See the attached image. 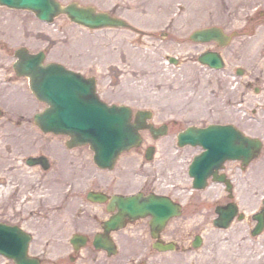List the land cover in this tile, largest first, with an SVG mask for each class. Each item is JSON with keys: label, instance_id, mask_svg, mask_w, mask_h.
<instances>
[{"label": "rangeland", "instance_id": "rangeland-1", "mask_svg": "<svg viewBox=\"0 0 264 264\" xmlns=\"http://www.w3.org/2000/svg\"><path fill=\"white\" fill-rule=\"evenodd\" d=\"M61 1L67 3L72 0ZM77 1L93 4L98 9L126 18L134 28L89 29L71 21L66 15L58 16L53 24L47 25L29 10H11L14 17L25 24L26 46L31 51L46 50L47 60L60 61L86 75L95 76L98 93L108 102L130 100L135 101L138 107L160 106L169 114L184 119L176 129L193 123L232 122L264 141V86L241 87L237 83L240 77H236L235 72L238 64L244 67L246 73L254 70L264 74V21H256V11L264 8V0H242L241 3L240 0H213L208 6L199 5L200 8L193 12L189 11L191 3L188 0ZM191 14L193 16L189 17ZM211 24H222L232 33L242 32L223 49L229 59V80L225 79L222 71H208L199 64L184 65L190 70L184 74L178 71L176 65H167L165 58L168 55L185 57L188 53L201 50L203 46L195 45L189 35L195 29ZM198 68L204 71H198ZM24 81L31 95L28 78H24ZM136 89L141 90L139 93L147 90L148 100H141ZM29 106L33 113L43 109L45 103L33 98ZM51 137L54 136L40 134V142L48 151ZM174 137L169 132L159 140L161 149L150 163L160 161L165 153L168 166L165 177L170 183H176L178 191L183 194V214L173 219L169 227L170 230L178 228L180 234L175 235L174 231L167 234L170 238H180L181 248L160 253L149 249L147 252L136 248L128 250V246H122L119 254L110 258L109 264H264L259 260L261 254L254 253L259 247H264V231L257 236L250 233L253 226L251 216L263 206L264 147L246 171L241 170L238 161L227 163L228 169L233 168L229 172L235 182V200L246 217L244 220L236 219L229 228L224 229L215 227L212 222L217 201L227 200L223 185L210 182L207 188L192 194L187 164L199 147L187 146L182 149L188 153V158L182 162L183 167L177 166L176 147L170 145ZM79 155L84 159L89 157V165L92 163L93 153L89 147H81ZM126 158L127 155H123L120 164ZM176 166L177 169L174 168ZM13 167L17 169L16 172ZM0 170L6 177L0 183V200H6L8 191L15 188L17 181L22 182L21 178L27 181L37 178L34 169L26 166L17 152L3 151L0 154ZM140 170L143 169L138 168L136 181L144 174ZM148 173L153 171L148 170ZM40 216V220L46 222L47 236L43 237L49 238L55 245L46 255L57 257L62 252L67 253V240L73 227L68 223L66 209L62 207L61 210ZM197 233L202 235L203 241L198 248H194L191 240ZM84 253L91 258L102 257V253L95 250ZM5 261L0 255V264H6ZM44 264L50 263L46 261Z\"/></svg>", "mask_w": 264, "mask_h": 264}, {"label": "flooded vegetation", "instance_id": "flooded-vegetation-1", "mask_svg": "<svg viewBox=\"0 0 264 264\" xmlns=\"http://www.w3.org/2000/svg\"><path fill=\"white\" fill-rule=\"evenodd\" d=\"M8 15V9L0 7V154L3 151L6 153L17 152L22 156V162L34 169L33 173L37 178L32 181L21 178L22 182L17 181L19 187L9 190L6 200H0V221L17 225L31 235L29 254L38 258L41 264L46 261L50 264H109L110 256L107 253L102 254L101 258H91L84 253L92 250L100 252L95 248L93 242L97 234L104 237L110 235L118 248L128 246V250L136 248L146 252L148 249L149 251L153 250V244L156 241L152 238L153 230L158 232L159 240L167 239V234H171L173 231L175 235H179L178 228L170 230L169 222L164 227L159 225L153 227L152 217L148 216V212L145 216L130 217L123 211L118 201L112 202V198L114 196L126 198L141 194L147 204L149 195L170 196L175 201H179V195H183L182 192L178 191L176 183H170L168 177H165L166 169H168L165 153L160 161L154 162L156 163L155 167L160 165V168L152 169L153 173H148V157L151 156V162H153L157 152L161 149L158 143L163 136H159V130L165 127L167 133L177 134L182 128L176 129L175 127L184 119L176 114H169L160 106L138 107L135 101H113L117 104H126L131 109L130 118L133 123L138 121V110L145 109L146 112H150V117H147L143 122L153 129L143 130L141 145L129 150L127 154H122L115 167L108 171L93 166L92 170H89L91 165H89V157L81 158L79 155L81 147L69 148L67 141L70 137L65 134H52L54 137H51V148L49 151L46 150L44 144L40 142V134L43 136L47 134L40 131L35 125V111L32 113L29 106L31 95L25 87L24 77L18 75L13 67L15 50L23 45V32L18 28L14 29L15 21L9 20ZM257 21H264V9L258 11ZM195 45L202 46L203 44L195 43ZM204 51L220 52L223 55L224 64L229 63L222 47L216 42L205 45L197 53H188L185 57L177 55L168 61L175 62L178 65V71L183 74L190 71L184 65L190 66L192 63L201 65L205 70L215 72V69L199 61V56ZM226 70L227 73L223 71V75L229 78L230 71L227 68ZM198 71L203 72L204 69L198 68ZM236 71H238V67ZM240 85L241 87H262L264 86V74L252 70L241 77ZM173 144L172 141L171 147ZM73 150L78 151L75 153ZM178 151L181 152L180 149ZM187 154L183 151L180 153V156L176 158L177 166H184L182 162L187 161ZM123 155H127V158L120 164ZM41 156L48 157V160L45 159L49 163L48 168L44 163L38 162L33 165L28 163L31 158ZM177 166L174 168L177 169ZM138 168L143 169L140 172L144 174L139 181H136ZM14 169L16 168L13 167ZM16 171L17 169L14 172ZM224 171H227V168ZM160 174L161 176H159ZM160 178L163 180L160 181ZM5 179L6 177L0 170V183ZM89 192L105 195L106 200L93 201L89 198ZM230 195H232L231 192L226 193L228 198L226 202L232 200ZM79 199L80 202L77 203ZM62 207L67 211V220L74 229L73 234L87 236V244L77 249L71 242L68 243L66 245L68 252H62L63 254L58 255L57 261H55L54 257L46 255L47 252L54 249L55 245L49 238L43 237L47 234L46 222L40 220V214L46 215L57 209L61 210ZM115 215L124 216V225L109 232L105 223ZM167 240H176L179 243L178 247L181 248L180 238L169 237ZM5 263L14 264L9 259H6Z\"/></svg>", "mask_w": 264, "mask_h": 264}, {"label": "water", "instance_id": "water-1", "mask_svg": "<svg viewBox=\"0 0 264 264\" xmlns=\"http://www.w3.org/2000/svg\"><path fill=\"white\" fill-rule=\"evenodd\" d=\"M0 3L33 10L45 20H52L59 13H67L73 21L90 28L128 26L122 18L98 11L92 5H80L76 1L67 5L58 0H0ZM191 37L201 41L215 39L222 43L229 39L218 27L198 29ZM19 54L22 60L16 67L30 77L34 93L48 104L44 111L36 115V120L43 130L69 133L74 143H90L95 150L96 161L102 166H112L119 152L140 142L138 129L144 125L130 123L127 117L129 114L124 108L109 107L101 102L95 93L94 79H87L60 64H44V55L41 53L29 54L27 51H20ZM204 60L213 66H221L217 54L207 53ZM180 142L201 145L204 148L190 168V174L194 177L197 187L205 186L210 174H214L215 180L227 183L225 175H219L217 172L222 163L227 159L249 162L262 146L259 139L244 135L232 124H211L206 128L191 126L180 134ZM123 203L132 215L144 214L147 210L145 203L139 205L135 203V199H128L127 203ZM216 210L219 217L214 223L220 227H228L238 212L235 204L217 207ZM148 213L153 214L156 221H165L180 211L179 205L169 199L149 198ZM243 217V214L239 215V219ZM255 217L259 223L253 231L254 235L264 229V213ZM7 229L14 231V234L8 233ZM28 238L18 228L11 229L0 224V252L14 257L20 264H38L28 260ZM96 244H101L100 239L96 240ZM195 244H200L199 238ZM104 246L111 248L110 252H115L109 245Z\"/></svg>", "mask_w": 264, "mask_h": 264}, {"label": "bare ground", "instance_id": "bare-ground-1", "mask_svg": "<svg viewBox=\"0 0 264 264\" xmlns=\"http://www.w3.org/2000/svg\"><path fill=\"white\" fill-rule=\"evenodd\" d=\"M188 1L191 3L190 10H189L190 12H193V11L197 10L198 8H200V7H198L199 5L202 7L203 5L208 6L211 3H213V0H188ZM234 1H238V0H234ZM241 2H242V0L239 1V3H241ZM193 14L196 16L199 15V13H197V14L193 13ZM191 16H193V15L192 14L189 15V17H191ZM125 48L128 52L130 51L128 47L125 46ZM140 91H138L137 89L135 90V92H137L138 95L140 96L141 100H145V99L148 100L147 99L148 98V91L146 90L144 93H139ZM255 252L261 254L259 260L261 261V263H263L264 262V247H259L256 251H254V253Z\"/></svg>", "mask_w": 264, "mask_h": 264}]
</instances>
